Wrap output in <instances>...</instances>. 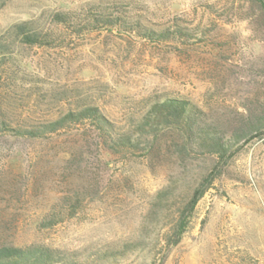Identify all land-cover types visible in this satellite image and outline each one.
<instances>
[{"label":"rangeland","instance_id":"1","mask_svg":"<svg viewBox=\"0 0 264 264\" xmlns=\"http://www.w3.org/2000/svg\"><path fill=\"white\" fill-rule=\"evenodd\" d=\"M89 8L186 35L149 41L121 26L89 29ZM59 11L80 25L53 23ZM21 21L54 39L14 40L0 60V122L11 128L94 105L134 133L152 104L176 98L236 147L264 118V11L254 0H0V31ZM181 142L165 130L113 153L86 122L43 139L1 129L0 246H48L71 264H152L171 218L150 222L154 194L173 186L180 206L217 162L199 149L181 156ZM213 178L164 264H264V136Z\"/></svg>","mask_w":264,"mask_h":264},{"label":"trees","instance_id":"2","mask_svg":"<svg viewBox=\"0 0 264 264\" xmlns=\"http://www.w3.org/2000/svg\"><path fill=\"white\" fill-rule=\"evenodd\" d=\"M264 11V0H254ZM87 25L89 29L113 28L121 26L128 31H135L149 41H165L177 36H184L182 29L171 30L162 28L160 30L142 24L139 20L130 22L123 14L108 10H95L89 8L87 11ZM53 23L68 28H77L80 24L71 12H55ZM84 28V26H83ZM2 31V32H1ZM0 31V60L6 56L14 44V40L25 46H49L52 45L54 35L50 31L38 28L31 21L14 23ZM198 111L194 105L185 99L168 98L161 102H155L143 115L140 124L136 125V132L129 133L120 130L118 126L108 119L101 110L94 105L81 106L69 109L60 116L28 128H11L7 121L0 122V131L9 130L14 136L29 139H43L51 134L78 124L87 123L95 128L107 145L110 152L118 153L137 148L139 142L148 139L157 132L170 130L176 131L181 138L177 146V152L183 156L190 150L199 149L217 158L214 165V173L220 171L240 151L242 145L253 138L264 136V118L256 120L248 131L240 137L244 142L236 147L228 146L215 134L214 131L200 128L196 122ZM255 131V134L253 133ZM213 173V174H214ZM213 174L208 178L203 177L195 185L187 186V192L183 197V203L179 206L177 196L179 192L173 186H164L153 196L149 208L148 217L150 222L156 221L159 216L171 217L166 228L162 229V241L160 250L155 256L152 264H164L169 252L179 244L182 236L187 231L193 212L198 201L205 194ZM133 245L132 243L125 246ZM67 255L57 249L31 244L24 247L3 245L0 246V264H71Z\"/></svg>","mask_w":264,"mask_h":264}]
</instances>
